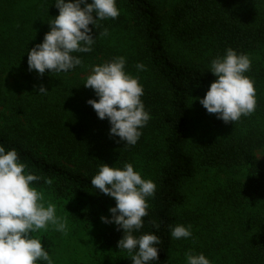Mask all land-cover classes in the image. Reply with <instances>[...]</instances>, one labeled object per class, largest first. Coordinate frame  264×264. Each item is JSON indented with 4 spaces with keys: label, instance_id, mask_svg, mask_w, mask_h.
<instances>
[{
    "label": "trees",
    "instance_id": "1",
    "mask_svg": "<svg viewBox=\"0 0 264 264\" xmlns=\"http://www.w3.org/2000/svg\"><path fill=\"white\" fill-rule=\"evenodd\" d=\"M21 1L0 0V29L16 22L17 27L9 29L16 43L7 41L4 49L9 45L14 60L19 57L16 62L28 67L27 51L35 46V39L17 36L15 30H20L19 25L23 30H37L38 24L31 22L26 27L15 21L14 12ZM54 3L55 0L36 1L43 30H50L49 21L59 14ZM252 3L253 0H183L170 14V31L182 42L210 39L223 53L232 48L251 55L264 45V16ZM117 7L118 18L98 21L96 28L90 25L97 36L96 43L91 52L77 54L83 59L82 65L66 73L46 71L43 76L33 71L38 91L9 106L6 69L0 62V144L6 149L15 148L27 171L40 176L39 181L32 182L37 189L48 190L57 199L78 201L80 213L74 216L83 221L109 212V205L116 203L91 184L99 166L133 164L142 178L153 180L157 186L154 196L148 198L143 227L134 233H155L159 237V260L151 264H170L173 238L169 226L177 225V212L186 199L183 185L196 176L199 164H249L248 179L235 183L229 193L230 203L251 230L236 264H264V161L254 154V149L264 147V133L202 139L196 142V151L190 150L196 129L194 98L216 77L170 51L163 17L152 0H117ZM105 29L107 35H103ZM117 56L126 58L128 72L139 75L144 87L142 100L151 116L134 146L109 135L108 119H99L87 103L89 98L98 97L93 89L84 87L85 80L75 76ZM138 62L145 64L146 70L137 73ZM68 74L74 75L70 82L66 80ZM40 85L48 91L39 93ZM155 224H159L158 229ZM122 236L123 230L111 224L104 233V244L122 254L120 264H132L130 254L117 247Z\"/></svg>",
    "mask_w": 264,
    "mask_h": 264
},
{
    "label": "clouds",
    "instance_id": "2",
    "mask_svg": "<svg viewBox=\"0 0 264 264\" xmlns=\"http://www.w3.org/2000/svg\"><path fill=\"white\" fill-rule=\"evenodd\" d=\"M59 14L49 21L48 31L42 42L27 51L28 70L41 76L50 73H66L82 65L78 53L93 50L96 37L93 28L97 22L118 18L120 10L117 0H55ZM105 29L103 35H107ZM124 56L91 66L84 87L91 88L96 98H89L101 120L107 118L109 135L118 137V142L134 146L142 136V129L151 119L142 100L143 84L139 75L126 70ZM252 61L248 54L227 48L210 62L208 70L216 77L206 94L198 98L210 114H216L225 123L237 122L249 116L257 106L254 81L246 75ZM137 73L146 70L142 62L136 64ZM48 90L39 86V93ZM264 156V155H261ZM260 156V157H261ZM40 176L26 171L15 148L6 149L0 144V264H54L49 251L35 233L47 231L49 227L66 233L67 217L57 215L56 205L45 200L44 193L33 186ZM51 184V180L45 181ZM92 186L99 192L115 199L109 208L111 216H102L104 223L115 224L123 230L118 240L119 250L130 254L132 264H151L159 260L160 239L155 233L135 235L143 227V218L148 215V198L153 197L156 183L142 178L131 163L114 167L107 163L99 166L91 179ZM158 229L159 224H155ZM173 239L192 237V226L170 225ZM185 264H211L203 253L189 250L185 253Z\"/></svg>",
    "mask_w": 264,
    "mask_h": 264
},
{
    "label": "rangeland",
    "instance_id": "3",
    "mask_svg": "<svg viewBox=\"0 0 264 264\" xmlns=\"http://www.w3.org/2000/svg\"><path fill=\"white\" fill-rule=\"evenodd\" d=\"M36 1L22 0L14 12L15 21L22 22L26 27L31 22L38 24L37 30H23L20 25V30H15L17 36L27 35L35 39V45L42 42L45 34L50 31L43 30L44 26H40L42 20ZM152 1L163 17L164 36L170 51L175 56L208 70L211 60L217 55L224 54L216 42L210 39L187 43L174 37L170 31L169 17L173 8L183 0ZM251 6L264 16V0H253ZM10 25L0 29V62L6 69L4 81L8 106L38 91V84H35L37 77L34 76L33 71H29L21 62L18 64L16 61L19 57L14 60L9 45L4 49L7 41L16 43L10 30L16 28L17 24L14 22L12 26ZM249 57L252 66L246 75L254 81L256 110L249 116H242L237 122L225 123L218 119L216 114L208 113L199 102L198 98L203 97L209 87L203 88L196 93L193 102L196 110V122H194L196 129L191 139L192 144L189 146L193 152L197 150L196 142L202 139L249 137L259 131L264 133V45ZM89 71L90 69L75 76L85 80ZM73 76L68 74L66 80L70 82ZM3 123L4 119L1 120V124ZM254 154L259 160L264 161V156H261L264 155V147L254 149ZM249 176V164L233 167H207L199 164L196 176L183 185L186 199L177 212V224L191 225L192 237L173 239L170 264H185V253L189 250L196 253L203 252L210 259L211 264L237 263L244 252L246 237L251 230L247 228L242 215L230 203L229 193L232 192L231 186L245 182ZM38 190L44 193L45 200H50L56 205L57 215L67 217L68 220L66 233L57 232L49 227L47 231L41 230L34 234L41 239L42 246L49 251L54 264H120L123 259L122 254L104 244V233L111 224L102 222L101 217L109 216L108 211L90 221L76 219L74 214H79L81 208L78 201L57 199L48 190Z\"/></svg>",
    "mask_w": 264,
    "mask_h": 264
}]
</instances>
